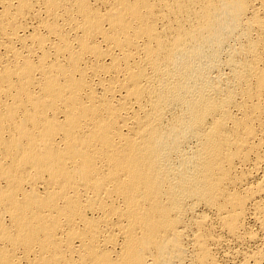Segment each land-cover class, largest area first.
Masks as SVG:
<instances>
[{
  "label": "bare ground",
  "instance_id": "obj_1",
  "mask_svg": "<svg viewBox=\"0 0 264 264\" xmlns=\"http://www.w3.org/2000/svg\"><path fill=\"white\" fill-rule=\"evenodd\" d=\"M0 264H264V0H0Z\"/></svg>",
  "mask_w": 264,
  "mask_h": 264
}]
</instances>
